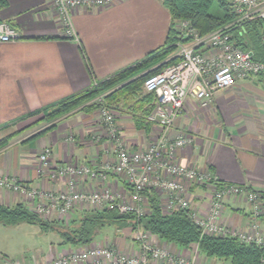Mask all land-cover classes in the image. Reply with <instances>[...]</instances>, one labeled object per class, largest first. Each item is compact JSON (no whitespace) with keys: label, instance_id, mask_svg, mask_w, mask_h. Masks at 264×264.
<instances>
[{"label":"crops","instance_id":"crops-1","mask_svg":"<svg viewBox=\"0 0 264 264\" xmlns=\"http://www.w3.org/2000/svg\"><path fill=\"white\" fill-rule=\"evenodd\" d=\"M171 21L162 0H116L103 8L77 10L73 14L78 36L75 39L66 36L51 0H0V24L6 22L19 33L11 41L0 40V140L19 134L0 148V175L16 177L33 186L61 189L64 182L50 185L39 177L38 156L46 147L52 149L55 164L77 161L100 166L114 161L115 143L99 121V108L75 109L58 118L54 129L36 139L29 137L46 122L37 123L40 116L29 114L141 59L165 42ZM114 110L118 133L128 146L146 148L161 135V127L155 123L144 122L147 128L137 126L135 117H143L140 110ZM180 133L194 137L190 145L176 150L181 164L214 173L226 183L248 184L264 197V81L259 76L236 79L230 87L217 90L207 107L196 97L188 96L168 136L173 138ZM107 185L121 194V201H131L132 187L122 176L109 173ZM186 186L192 209L206 215L213 191L195 182H187ZM78 187L100 188L90 178ZM157 192L164 207L167 193ZM25 200L16 192L0 189V204L27 205ZM143 204L146 209L147 204ZM85 210L87 206H77L72 218ZM220 221L231 230H251V206L246 198H226ZM260 222L264 235V204ZM154 240L159 246H168L174 254L195 256L199 264H231L230 260L201 253L197 244L182 247L157 235ZM104 241L131 254L140 249L135 237H108ZM75 248L79 247L55 242L50 249L54 254L43 255L42 260Z\"/></svg>","mask_w":264,"mask_h":264},{"label":"built area","instance_id":"built-area-1","mask_svg":"<svg viewBox=\"0 0 264 264\" xmlns=\"http://www.w3.org/2000/svg\"><path fill=\"white\" fill-rule=\"evenodd\" d=\"M57 10L61 25L68 37L78 39L73 25V14L79 9L103 8L116 0H51ZM237 13L236 19L207 34H201L186 19H177L175 29L181 32L186 42L178 43L177 62L158 72L148 74L143 82L144 90L155 94L148 121L161 127V135L146 148L128 146L118 133L116 112L113 108L99 107V121L114 140L116 158L100 166L69 161L52 162V149L46 147L39 154V177L44 181L64 182L57 190L49 186H33L16 177L0 175V189H7L25 197L29 208L44 218L56 216L68 218L77 206L87 209H118L120 212L134 211L143 215V191L160 190L167 193L166 211L187 210L203 233L230 235L245 243H264L261 226L264 197L260 190L248 184L221 182L211 172L181 164L176 150L190 145L194 137L190 133L168 136L177 117L182 114L188 96L196 97L202 106L213 101L219 89L228 88L236 79L247 78L264 70V63L253 59L252 52L241 48L233 39L230 29L254 19H264V0H231ZM1 41H11L19 33L6 22L0 24ZM264 44V35L262 36ZM102 96L98 97V101ZM109 173L122 176L131 185V201H121V194L108 185ZM90 178L100 188L79 189V183ZM183 179V181L181 180ZM187 182L202 184L213 191L210 210L204 216L191 207L187 196ZM245 197L251 206V230H231L220 221L226 198ZM155 234L148 230H135L140 242L137 253H128L113 243L94 241L85 247L75 248L44 264H153L177 263L197 264L195 256L174 254L168 246L155 244ZM19 264V263H15Z\"/></svg>","mask_w":264,"mask_h":264},{"label":"trees","instance_id":"trees-1","mask_svg":"<svg viewBox=\"0 0 264 264\" xmlns=\"http://www.w3.org/2000/svg\"><path fill=\"white\" fill-rule=\"evenodd\" d=\"M162 2L172 18L165 42L113 75L31 112L29 116H40L37 123L46 122V125L33 133L29 139H36L54 129L58 118L75 109L91 111L102 105L114 109L133 107L135 111L140 110L143 117H135L136 124L138 127L147 128L144 122H149L148 115L153 107L155 94L144 90V79L148 74L177 62L178 43L187 41L181 36V32L175 29V21L186 19L204 35L232 23L237 16L231 0H162ZM230 32L232 39L241 48L252 52L254 60L264 63L262 42L264 19H254L232 26ZM255 75L264 81V70ZM100 96L102 100L98 101ZM17 134L16 132L1 139L0 148ZM142 193L147 202L143 215H138L134 211L120 212L115 208H103L85 210L77 218L47 220L33 212L25 203H17L12 206L0 204V223L6 226L21 223L37 224L43 233L50 231L56 234L60 238V244L73 247L91 244L105 227L114 226L118 231L130 227L133 230L151 231L158 237L182 247L197 244L201 253L209 257L230 260L231 264H264V243L260 245L254 242L245 243L230 235L203 233L187 210L166 211L156 190L146 189Z\"/></svg>","mask_w":264,"mask_h":264},{"label":"rangeland","instance_id":"rangeland-1","mask_svg":"<svg viewBox=\"0 0 264 264\" xmlns=\"http://www.w3.org/2000/svg\"><path fill=\"white\" fill-rule=\"evenodd\" d=\"M143 203H147L145 199ZM143 207L145 208L144 204ZM72 217L71 215L70 218ZM50 218L55 219L57 217ZM118 233L121 234L118 235ZM117 235L130 240V237H135V230L125 227L118 231L114 226H108L100 232L95 241L101 242L108 237L109 240H113ZM55 242L59 243L60 238L50 231L43 233L37 224L21 223L15 226H6L0 223V264H44L48 260L42 259L46 255L54 254L50 249ZM54 258L56 257L51 256V259ZM197 264L199 263L197 262Z\"/></svg>","mask_w":264,"mask_h":264}]
</instances>
